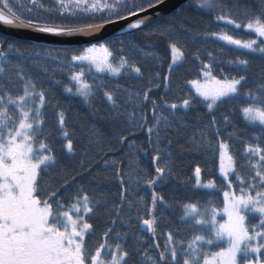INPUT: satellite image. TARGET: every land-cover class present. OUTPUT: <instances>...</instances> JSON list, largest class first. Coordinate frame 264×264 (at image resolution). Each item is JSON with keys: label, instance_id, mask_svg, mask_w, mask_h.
Returning <instances> with one entry per match:
<instances>
[{"label": "snow or ice", "instance_id": "6c2138e0", "mask_svg": "<svg viewBox=\"0 0 264 264\" xmlns=\"http://www.w3.org/2000/svg\"><path fill=\"white\" fill-rule=\"evenodd\" d=\"M162 2L53 0L52 7L39 0H30L31 6L18 2L16 7L24 9L25 15L14 11L9 0H0V24L58 37L95 36L107 25L128 20L127 37L116 35L83 48L46 50L45 55L58 67L63 68L65 61L70 65L71 83L61 85L64 93L93 109L100 94L113 118L125 119L129 134H134L133 128L145 131L152 149L144 152L128 141L131 173L122 171L114 158L105 159L104 165H110L116 176L119 202L108 205L93 196L85 187V180L91 183L94 179L91 165L80 158L78 169L70 170L60 160L61 153L69 161L78 158L67 111L26 74L21 63L38 60L41 53L0 38V264H264V0H193L217 26L200 32H174L170 25L150 30V18L140 13ZM37 8L71 19L49 20L33 14ZM149 30L167 43L169 63L163 76L158 70L146 76L126 51L131 47L152 57V50L145 51L130 39L137 31ZM235 30L249 33V38H237L231 34ZM185 36L194 42H223L221 51L226 46L235 53L222 59L229 71L214 74L217 56L207 51L201 58L197 49L192 59L199 62L203 79L187 81L194 95L179 102L160 96L158 103L150 93L169 88L171 73L186 61L181 43ZM257 65L259 70L254 71ZM129 73L147 82L143 90L128 95L125 104L130 107L122 109L113 92L105 90L103 80ZM141 105H147V111L138 110ZM198 105L206 108L208 119L187 134V117ZM49 107L55 109V136L47 125ZM234 109L256 131L239 135L242 130L231 115ZM126 139L121 132L118 142L123 144ZM233 140L242 145L239 163ZM57 142L59 148L54 146ZM93 150L105 151L104 139L90 125L82 155ZM201 150L218 158L220 185L202 179L197 166L193 187L206 190L207 199L203 203L175 197L166 200L158 189L176 180L178 158L185 151ZM137 151L150 156L152 172L136 164ZM141 188L150 193L149 200L133 198ZM216 193L222 194V203L215 202ZM175 206L181 209L178 222L169 221L161 229L165 210L175 213ZM96 217L104 222L98 239L92 222Z\"/></svg>", "mask_w": 264, "mask_h": 264}, {"label": "trees", "instance_id": "16d2710c", "mask_svg": "<svg viewBox=\"0 0 264 264\" xmlns=\"http://www.w3.org/2000/svg\"><path fill=\"white\" fill-rule=\"evenodd\" d=\"M22 3L26 6L30 5V0H9V3L13 6L14 11L18 14H27L24 9L16 7L17 3ZM43 3L45 7H52L53 0H39ZM39 13L42 16H46L49 20L65 22L70 21V17L65 15L61 17L55 12L49 14L43 12L42 9H34L33 14ZM156 25H170V31H182L183 29H189L190 31L200 32L204 30H215L216 24L210 21L208 15L204 14L200 9H197L194 5L193 0H190L183 6H181L174 13L169 15L166 19L149 26L148 28L155 29ZM146 33L136 32L135 35L131 36V41L138 47L147 50H152L153 56L146 57L141 55V53L135 51L131 47H127L126 51L129 53V58L136 62L145 71L146 76L148 73H154L159 71L160 75L163 76L167 72V65L169 63V50L167 48L166 40L158 35H152L151 31ZM231 34L237 38L247 39L249 38V33L243 30H235ZM127 37L126 35H123ZM0 38L7 39L9 41H14L19 44L31 46L34 51L41 53V57L33 60L21 61L24 71L28 76H30L38 86H43L47 91L50 92L55 101L67 111V124L70 133L74 134V140L78 145V158L69 161L62 153L60 154L61 163H66L69 169H78L79 159H84L86 166L89 164L92 167V172L94 179L91 183L85 180V187L92 193L93 196H98L108 205L115 202H119V186L116 180L115 173L112 171L111 166H105V159H115L122 169L131 173L132 169L129 166L130 154L128 149V141H134L138 148H143L144 152L151 153L152 149L148 145L147 135L145 131L139 128L131 129L134 134H129L130 126L125 123L123 117L113 118L112 112L110 111V106L107 105L101 98L100 94H97L96 100L94 101V109L96 114L93 115V108H89L85 105L78 97H69L63 92L61 85L70 84L68 79L69 68L67 61L64 62V67H58L56 62L49 59L45 55L46 50L53 49H66V48H55L48 47L44 45H36L33 43L23 42L14 40L7 37ZM111 40V39H110ZM182 46L186 52V61L182 66H178L171 73L169 88L165 89L163 87L154 89L150 93V98L157 99L159 103V97L164 96L170 102H179L182 98L188 95H194L190 84L187 81L192 79H203L199 71V62L192 59L193 53L198 49L201 58H205L207 51H212L217 56V62L214 70V74H219L220 70H224V74H227L229 67L222 62L223 58H232L235 53L228 50L225 46L223 51H221V45L223 42H208L203 43L200 41H191L186 36L181 40ZM125 44H129V39H125ZM83 48V47H77ZM158 58V59H156ZM254 71H258V65L254 66ZM11 72V69H9ZM14 79V77H13ZM56 81H60L57 84ZM147 79L141 80L135 77L134 73H129L128 75H122L120 77H107L103 80V84L106 86L105 90H110L113 92L114 96L119 100L122 109L125 107H130L126 105L125 101L130 93L143 90L146 86ZM99 83V81H98ZM147 105H141L138 110L147 111ZM227 112V108L224 109ZM55 109L49 107L46 109V119L47 125L52 130L53 136L55 133ZM150 115V113H149ZM232 119L236 122L238 129L242 130L239 135L246 136L249 133L256 131L250 125H247L240 115L239 111L234 109ZM208 119L207 110L202 105H198L191 110L187 117V123L189 127L185 130L187 134L193 132L200 124L206 122ZM90 125H95L96 128L103 134L104 148L105 151H90L87 156H83L84 145L86 142L87 129ZM231 131V128L228 129ZM123 132L127 139L123 144L118 142V137L120 133ZM59 148L58 142L54 145ZM233 150L237 156V162L239 163L240 151L242 150V145L239 141L233 140ZM136 164L140 168H145L149 172L153 171L151 165L150 156L144 155L142 152L137 151L136 153ZM199 166L202 170V179H212L219 186L222 178L218 173V158L214 157L211 152L199 151V152H188L185 151L181 157L178 158V163L176 165V180H169L168 183L163 185L158 189L160 194H162L166 200H171L175 197L177 200L183 202L199 201L203 203L206 199V190L196 189L193 187L194 184V169ZM87 174H85V177ZM82 179V177H78ZM178 181H183V183H178ZM136 196H143L144 200L150 199V193L141 188L139 192L134 194ZM214 200L216 203H222L223 197L221 193H216ZM175 213H171L169 210H165V218L160 221V228L165 229L168 226V222H178L177 216L181 209L179 206H175ZM134 211V210H133ZM125 212L128 209L125 208ZM141 212L144 209L141 208ZM96 232V238H99V233L104 228V222L102 217H96L92 220ZM145 238L148 239V234L144 233ZM159 243L163 244V238L159 239Z\"/></svg>", "mask_w": 264, "mask_h": 264}, {"label": "water", "instance_id": "95a60500", "mask_svg": "<svg viewBox=\"0 0 264 264\" xmlns=\"http://www.w3.org/2000/svg\"><path fill=\"white\" fill-rule=\"evenodd\" d=\"M190 0H163L157 7L149 9L147 12L140 13V16L149 17L147 22L148 27L152 26L178 10L181 6ZM137 17H130V20H135ZM129 21H120L117 24L107 25L98 35L85 37H58L49 34L37 33L28 29H15L7 25L0 24V36L11 38L18 41L33 43L36 45H44L55 48H77L86 47L91 43L98 41H106L113 39L116 35H126L128 31L126 25Z\"/></svg>", "mask_w": 264, "mask_h": 264}, {"label": "rangeland", "instance_id": "374dc122", "mask_svg": "<svg viewBox=\"0 0 264 264\" xmlns=\"http://www.w3.org/2000/svg\"><path fill=\"white\" fill-rule=\"evenodd\" d=\"M191 89H192V86L190 85ZM192 91L194 92V89H192Z\"/></svg>", "mask_w": 264, "mask_h": 264}, {"label": "bare ground", "instance_id": "6f19581e", "mask_svg": "<svg viewBox=\"0 0 264 264\" xmlns=\"http://www.w3.org/2000/svg\"><path fill=\"white\" fill-rule=\"evenodd\" d=\"M128 31V30H127Z\"/></svg>", "mask_w": 264, "mask_h": 264}]
</instances>
